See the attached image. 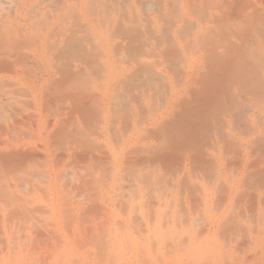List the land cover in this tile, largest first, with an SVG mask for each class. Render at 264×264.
<instances>
[{"label":"rangeland","instance_id":"obj_1","mask_svg":"<svg viewBox=\"0 0 264 264\" xmlns=\"http://www.w3.org/2000/svg\"><path fill=\"white\" fill-rule=\"evenodd\" d=\"M13 20L0 17L7 27L0 33L15 25L40 32L35 27L39 37L30 45L37 49L29 56L38 61L15 66L29 50L0 52V264H264V103L253 105L255 126L234 123L232 133L246 143L244 172L243 150L235 152L229 140L208 144L217 119L202 107L218 94L210 83L221 85L222 67L238 57L202 54L195 70L167 51L136 55L134 66L131 55L83 66L78 59L99 61L107 51L80 53L76 47L89 43L86 28L61 29L81 23L97 32V19H57L48 28L52 19ZM49 37L76 52L39 50ZM206 56L213 60L201 64ZM256 56L246 55L240 67L253 60L263 68L264 52ZM188 71L197 73L187 81ZM193 88L211 94L199 97Z\"/></svg>","mask_w":264,"mask_h":264},{"label":"bare ground","instance_id":"obj_2","mask_svg":"<svg viewBox=\"0 0 264 264\" xmlns=\"http://www.w3.org/2000/svg\"><path fill=\"white\" fill-rule=\"evenodd\" d=\"M1 9H6L7 14H3L1 12ZM0 17L1 18L8 17L9 20L12 18H14L15 20L20 19L21 22H22V19H38V18L39 19H52L51 22H49L47 20V22H49V23H45V24H47L46 25L47 28L51 24H52L51 26H53V24L56 23L57 19H97V21H94L95 23L97 22L96 23L97 24V32L92 28L93 26H91L90 24H83L82 25L81 23H80V25L78 23V25H76V24L72 25L71 24L68 27L67 26L62 27L61 30L69 31V32L71 30H73L74 32L76 31L75 33H81L82 27L86 28V31H87L86 35H87L89 43H88V45L87 44L83 45V47H81L82 46L81 45L80 47L82 49L80 47H76V49L77 50L78 49H80V50L84 49L85 51H88V52H90L89 50H91V49H99V48L103 49V50L107 51V52H105L107 54H105L103 52L105 55H102L103 58H105V60L108 59L111 55H115V56L131 55L134 58V56L139 55V54L149 55L148 53H150V54L151 53L156 54L158 52L166 53V51H167L168 53L169 52H172V53L175 52V54L181 53V55L184 56V58L182 57L183 60L185 61L184 63L185 64L188 63V68L195 70L196 58L202 54H205V55L211 54V55H214V57H213L214 59H218V57H219V59L221 58V59L226 60V61H229V58L232 56H234L235 58L238 57V59H236L238 61H234L236 63H229L228 64V62H227L226 63L227 65L222 67L223 71H221V69H220V71L224 73V74L222 73L223 77L221 79L222 80L221 85L217 84L218 80H215V82H213L214 81L213 80L212 83H210L211 85L213 83H216L218 88L220 86V88H219L220 90H218L217 87L215 89L214 86H210L209 84L206 83L205 86L214 87L213 90H217L218 92L217 91L216 92L219 95L216 93L217 96L216 95L212 96V97H214V99H213L214 101L211 100L212 102L210 101V99L212 97H210V99H209V97L206 96V98H208L209 100L207 99V100H205L206 102L205 101H203V102L207 103V104L205 105L201 102H200V104L205 105V106H202V107H204L203 109H205V110H207L209 108L211 109V111L209 110V114H210L209 119H211V116H212L211 112L213 113V117L215 116L217 119L215 124H213V127L210 125V127H212L213 131L210 128L206 127V129L207 128H208V130L210 129V131H212L214 134L213 135L210 132V134L213 136H211V140L210 139L208 140L209 141L208 144H210V146H213L214 144L216 145V143L220 144V143H224L225 140H227V141L229 140L228 144L231 145L230 147L235 149V152H237L236 150H239V149H241V151L243 150L242 151V157L239 156L240 157V163H238V164L240 165V171L244 172V170L247 168V166H248L247 156L248 155L245 152V150H247L246 143L244 140H242L241 138H239L238 136L233 134L232 131L234 130V127H235L234 123L235 122H236L235 124H238L239 126H243V128L245 127L247 130L249 129L248 125H249V127H250V124H253L255 126V124L257 123V120H255L256 115L259 112L256 111V108L253 105L257 102L264 103V65H262L263 68H258V66L255 67L256 62H254L253 60H252V62L251 61L249 62L250 64L247 67H245L247 65L246 63H245L246 65L244 64V67L242 66L243 68L240 67L241 65H239L242 63V61H244L243 59H247L246 55H250V57H252V58H254V56H255V59H256V57H257L256 55H260L262 52H264V36H263V38L259 37L261 31L264 34V0H0ZM15 20H13V21H15ZM2 21H4V20H2ZM2 21L0 23H2ZM31 21L32 20H30V22ZM62 21L61 20L59 21L60 24ZM4 22L8 23V20H6ZM30 22H29V24H30ZM7 23H6V25L12 24V22L8 23V24ZM64 23H62V24H64ZM2 24H4V23H2ZM20 24L21 23H19L18 25H20ZM15 26H17V25H15ZM15 26H14V28L12 26V28L15 29ZM44 26L45 25L40 26V28L41 27L43 28ZM79 26L81 27V29ZM1 27H2V25H1ZM28 27H30V26H28ZM35 27H36V29L39 30V27L38 28H37V26H35ZM35 27L33 25L34 30H32V31H35V34H34V32L33 33L30 32L31 29L29 30L28 28L23 29V32H21L22 31L21 28H24V25L20 29L16 28L15 30H11L12 28L11 29L8 28V29H6V31L3 34L0 33V36H2L1 39L5 41V42H1V39H0V52L3 50H6V49H8V52H9L11 49H14V52L16 53L17 50H15V49H18V48L20 49V51L22 49V52H23V49L29 50V52L27 51L25 53V56H27L26 58H20L19 57L20 54L18 52L19 58L15 60V62H14L15 66L18 64L19 65H25V64L30 65L27 60H28L29 56L31 55L32 50H34V47H35L34 45H33L34 47L31 46L32 44L30 45V43H31V40L34 39V36H35V38L39 37L38 34H36ZM2 28H7V27H5V25H4V27H2ZM59 28H61V27H59ZM46 29L43 28V30H45V31H46ZM39 32H40V30H39ZM61 34H62V32H61ZM62 35H65V34H62ZM89 35H91L92 38H89L88 37ZM213 35H217V36L213 37ZM54 36H56V35H53V37ZM58 36H61V35H58ZM40 37L43 38L44 36H40ZM69 37H71V36H69ZM42 38H40V39H42ZM51 38H52V36H51ZM50 39L46 38L45 42H42V43L37 42L36 44H38V43L40 44V45L38 44V47L40 48L39 50L43 51L45 48H47V49L51 48L53 50L65 49V51L69 50L67 52L72 51L71 53L76 52L74 46L73 47H69L67 45L64 46L63 45L64 44L63 39L60 38L57 41H54L52 39L50 40ZM161 40H165V41L168 40V41L164 43V41H161ZM35 49H37V48L35 47ZM80 50H79L80 53L85 52L84 50L83 51H80ZM5 52H6V54H8L7 50L4 51V53ZM11 53H12V51H11ZM158 54H160V53H158ZM2 55H4V54H2ZM8 55H10V54H8ZM11 55H14V53H12ZM106 56H107V58H106ZM242 57H245V58H242ZM32 58H34V57H32ZM32 58L30 57L29 59L32 60ZM133 58H132L133 64H131V66H134V62L139 61V57L134 58V59ZM204 58L201 59V61H200L201 64L204 63L205 61L207 62V61H210V59H212L208 56H206ZM34 59L36 60V58H34ZM80 59H78V60L83 61L82 62L83 66H84V63L85 64L88 63V66H91L92 64H95V65L100 64V62L102 65H104V67H106V64H109V66L112 65V60L105 61L103 59V60H99L98 62H96L95 60L85 61L84 59L83 60L82 59L80 60ZM232 59H233V57H232ZM232 59H231V61H232ZM7 60H8V58H7ZM75 60H77V59H75ZM177 60L178 61L175 62L176 65H177V63L183 62L182 59H181L182 61L181 60L179 61V58ZM36 61H38V60H36ZM6 62H8V61H6ZM24 62H25V64H24ZM38 63L41 64L40 62H38ZM32 64H34V63H32ZM65 64H67V63L65 62ZM117 64H118V62H117ZM70 65H71V63H70ZM178 65L176 66V68L179 67ZM260 65H261V63H260ZM0 66H2V65H0ZM26 66H24V67H26ZM11 67L13 68V66H11ZM72 67H74V66H72ZM78 67H81V65ZM118 67H119V65H118ZM128 67L129 66H127V68ZM2 68H5V67H2ZM8 68L9 67H7V69ZM27 69L30 70V68H27ZM185 69H186V67H185ZM0 70H2V69H0ZM178 70H179V68H178ZM1 72H4V71H1ZM10 72H14V71H10ZM180 72H181L180 75L184 74L183 70ZM7 73H9V72H7ZM196 73H197V71L195 73H193V75H191L188 71L185 74L186 80L188 81L190 79H193L194 74H196ZM159 75L160 74H158V76ZM162 75H160V76H162ZM222 75H220V76H222ZM197 76H198V74L196 75V77ZM180 78H179V80H180ZM203 78L206 80L207 78H211V76L209 77L206 75ZM203 78H201V79L203 80ZM212 78H214V77H212ZM215 79H217V78H215ZM183 80H184V77H183L182 81ZM209 81H208V83H209ZM244 81L249 82V85L244 86V87L241 86L242 83L245 84ZM125 86H127V85H125ZM237 86H239V87L235 89V87H237ZM128 87H129V85H128ZM130 87H132V85ZM186 87H187V85H186ZM207 87L205 89L209 90ZM197 88H199V87H197ZM201 89H203V88H201ZM205 89L203 91H205ZM194 90H196V89L193 88V91ZM207 90L203 93H205V95L211 94V93H209L211 91V89H210V91H207ZM190 92H192V88H191ZM201 92L202 91L199 90L200 94L197 95V90H196V92H194V94L201 97L200 95H203V93L201 94ZM214 94H215V92H214ZM215 97H217L218 100L216 99V101H215ZM195 99H197V98H195ZM191 101H193V100L191 99ZM197 101H199V100H197ZM184 103H185V101H184ZM185 104H187V103H185ZM196 104H198V103H195V105ZM113 105L114 104H111V106H113ZM182 105H184V104L182 103ZM114 106H117V105H114ZM200 107H201V105H200ZM196 109L198 110V107ZM203 109H201L202 112H204ZM191 110H193V109L190 107L189 111L192 112ZM134 111H136V110H134ZM186 112H187V110H186ZM197 113H200V112L197 111L196 114ZM204 113H206V112H204ZM220 113L224 114L223 118H220V116H219ZM178 115H177V117H178ZM201 115H202V113H201ZM204 115H206V114H204ZM193 116L194 115H192V117ZM215 117H214V119H215ZM204 118H202V119H204ZM206 118H208V117H206ZM209 119H206V120L209 121ZM261 119H260V121H261ZM213 120H211L212 123H213ZM195 121H197V119ZM199 121H200V119H199ZM201 121H204V120H201ZM258 121H259V119H258ZM192 123H194V120ZM197 123L194 126L197 125L199 127L200 124H199V122H197ZM202 123H201V128L203 127ZM167 126H168V124H167ZM251 128L255 129L252 126H251ZM252 129H250L251 132H252ZM202 130L204 132L206 131L204 129H202ZM208 130H207V132H208ZM237 130H239V129H236V131ZM190 132L193 133L194 135L196 134L195 137L198 136L197 134L201 135L200 134L201 132L200 133L192 132V130ZM190 132H188V133H190ZM248 132H250V131H248ZM193 134H191V135L188 134V137L189 136L191 137ZM202 134H204V133L202 132ZM194 135H193V137H194ZM202 136L203 135H201V137ZM204 136L202 138L203 140H204ZM194 138H192V139L194 140ZM196 139H198V138H196ZM200 141H202V140L200 139ZM194 143H195V141H194ZM227 145H225L224 147H226ZM203 146H204V144H203ZM206 146H207V142L205 143V147ZM250 147L248 146V148H250ZM200 148L202 149V145H200L199 149ZM205 149L203 150V152H205ZM223 150L225 152H227V151L231 152L230 149L229 150L223 149ZM219 151H220V149H219ZM228 152H227V154H229ZM232 153H230V154H232ZM218 154H219V152H218ZM224 156H226V154ZM253 157H254V155H253ZM13 158H16V157H13ZM214 158H215V156H214ZM214 158H213V160H214ZM186 160H188V159L186 158ZM237 161H239V158ZM225 162H227V161H225ZM231 162L232 161L230 160V163ZM213 164H215V163H213ZM251 164H254L253 161ZM218 166H217V168H218ZM227 167H229V166H227ZM233 191H235V190H233ZM230 193H232V192H230Z\"/></svg>","mask_w":264,"mask_h":264},{"label":"crops","instance_id":"obj_3","mask_svg":"<svg viewBox=\"0 0 264 264\" xmlns=\"http://www.w3.org/2000/svg\"><path fill=\"white\" fill-rule=\"evenodd\" d=\"M106 58H107V56H106ZM103 59L105 60V58H102L101 60H103ZM109 59H110V58L106 59L105 61H108ZM99 60H100V59H99ZM110 60H111V59H110ZM96 62H98V61H96ZM94 66H98V67L100 66V67H101V66H104V65H102L101 62H100V64H96V65H95V64H92V65H91V67H94Z\"/></svg>","mask_w":264,"mask_h":264}]
</instances>
